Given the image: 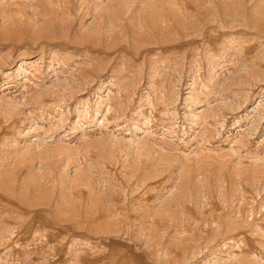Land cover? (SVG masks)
Instances as JSON below:
<instances>
[{"label":"rangeland","instance_id":"1","mask_svg":"<svg viewBox=\"0 0 264 264\" xmlns=\"http://www.w3.org/2000/svg\"><path fill=\"white\" fill-rule=\"evenodd\" d=\"M0 264H264V0H0Z\"/></svg>","mask_w":264,"mask_h":264}]
</instances>
